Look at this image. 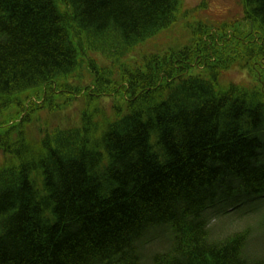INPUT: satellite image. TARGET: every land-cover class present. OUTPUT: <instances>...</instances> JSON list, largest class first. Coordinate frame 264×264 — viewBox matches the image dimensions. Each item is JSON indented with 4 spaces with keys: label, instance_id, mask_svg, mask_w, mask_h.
Here are the masks:
<instances>
[{
    "label": "trees",
    "instance_id": "trees-1",
    "mask_svg": "<svg viewBox=\"0 0 264 264\" xmlns=\"http://www.w3.org/2000/svg\"><path fill=\"white\" fill-rule=\"evenodd\" d=\"M242 5L241 21L142 55L181 0H0V117L39 96L126 106L33 149L24 121L3 124L0 264H264V212L232 237L210 228L264 205V0ZM231 70L248 82L224 87Z\"/></svg>",
    "mask_w": 264,
    "mask_h": 264
},
{
    "label": "rangeland",
    "instance_id": "rangeland-1",
    "mask_svg": "<svg viewBox=\"0 0 264 264\" xmlns=\"http://www.w3.org/2000/svg\"><path fill=\"white\" fill-rule=\"evenodd\" d=\"M242 1L243 0H181L178 22L169 31L145 45L140 50L141 54L157 52L171 47L185 46L190 40L189 27H195L196 24L199 23L208 24V26L216 28L218 25L221 26L222 23L234 24L241 21L244 15ZM242 31L243 29L239 32L242 33ZM262 74L264 76V73ZM242 82H248L247 71L231 70L224 72L220 81L226 88L232 83L238 84ZM86 83L89 84V81L86 80ZM84 98L85 97L70 100L67 105H64L62 97L56 100L50 97L53 103V111H49L46 105H42L43 100L39 101L38 104L40 105L36 106V99H41V96H39L31 101L29 109L27 110H25V108H21L19 111L14 108L6 110L9 112L0 117V126L5 122L13 121V119L14 121L12 124L24 121L23 127L18 131L22 132L23 138L33 149L38 146V142L43 137L45 130L51 131L55 128L67 129L68 127L81 126V115L85 111L92 112L94 125H101L103 119L106 120V118H104L102 113H97L99 109L109 115H112L114 106L121 107L123 111L126 110V106L123 105L121 101L114 100L110 97L104 98L103 100H95L91 104H88V99ZM38 107H40L39 110H37ZM31 110H35V113H31ZM29 119L30 121L27 122ZM5 130L6 128L0 129V132ZM40 130H43L41 136H39ZM5 160L6 157H3L0 151V168L7 165ZM260 205L261 204H248L227 215L217 216L215 220L212 219L210 221V228L212 229L213 239L232 237L234 233L246 230L248 227L256 229L260 215L264 212V205ZM259 239L260 238L252 242L253 247L251 248H254L255 252L259 250L255 248V246L259 244Z\"/></svg>",
    "mask_w": 264,
    "mask_h": 264
}]
</instances>
